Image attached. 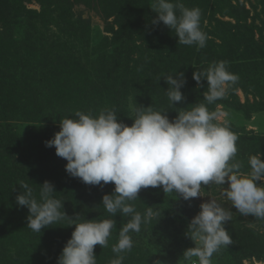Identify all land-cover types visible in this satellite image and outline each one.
Segmentation results:
<instances>
[{
	"label": "clouds",
	"instance_id": "9594fccd",
	"mask_svg": "<svg viewBox=\"0 0 264 264\" xmlns=\"http://www.w3.org/2000/svg\"><path fill=\"white\" fill-rule=\"evenodd\" d=\"M151 9L157 14L152 24L162 22L175 31L179 45L206 46L199 8L185 7L182 0H154ZM193 78L198 84L207 81L208 88L203 93L207 103L179 110L173 120L168 112L154 110L153 106L134 107L131 126L119 121L113 109H103L98 116L77 111L73 118L61 119L60 131L45 142L67 161L65 170L71 177L92 186L115 185L113 194L103 196L102 206L113 217L120 214L129 219L120 227L118 242L112 246L117 258L110 264H123L124 256L120 254L130 252L134 246L130 233H139L142 225L150 224L159 215L154 207L147 206L140 213L130 203L138 199L141 189L162 187L166 194L175 193L189 201L201 197L202 186L227 183L229 187L223 194L232 207L244 216L264 219V184H257L264 181L262 154L250 156V171L243 172L241 162L236 160L237 136L219 122L220 113L207 107L224 98L238 76L220 61L202 72L196 71ZM164 80L169 85L166 93L173 107L186 99L181 91L186 84L183 72ZM19 187L22 192L16 203L29 210L27 228L39 233L65 219L75 226L57 264H97L95 247H108L115 219L80 222V215L70 218L51 182L39 186L38 198L29 183L21 181ZM200 209L185 233L195 247L185 250L178 264H212L214 254L232 244L224 225L231 221L233 213L215 199L202 203Z\"/></svg>",
	"mask_w": 264,
	"mask_h": 264
},
{
	"label": "rangeland",
	"instance_id": "374dc122",
	"mask_svg": "<svg viewBox=\"0 0 264 264\" xmlns=\"http://www.w3.org/2000/svg\"><path fill=\"white\" fill-rule=\"evenodd\" d=\"M47 1L49 0H31L22 6H16L15 14L6 18V24L0 25V96H3L0 99L3 104L8 100L9 106L7 110L4 109V105H0V122L4 123L5 127L7 126V129L18 137L19 145L23 151L20 156H23L28 162L34 161L38 164L47 162L53 157L57 159L58 156L51 153L53 148L46 147L45 142L53 139L54 135L60 131L61 119L73 118L77 111L85 114H88V111H97L94 110V105H98L100 95L96 90L99 87H96L97 84H95V80H91V76L95 69H101L106 65L105 57L100 56L103 49L106 53L119 51L118 48H114L118 46L112 41L114 35L109 31L110 27L118 30V25L115 24L117 18L105 12L98 0H50L53 4L57 3L54 7H48L45 4ZM153 3L154 0H147L148 19L151 18L149 22H152L155 14L151 9ZM239 4L244 5L248 14L242 11L243 9ZM231 5L233 8L225 6V16L222 17L214 12L219 6L223 7L218 1L215 0L209 5L203 4L201 9L199 8L202 15L211 13V16L204 21H202L201 15V30L207 37L206 46L199 48L194 45L186 48V45L178 44L176 37V43L170 48L168 47L170 51L168 56H179L174 57L175 60L190 59L193 56V60H191L193 62L200 59H212L211 61H213L217 58L218 61L226 62L229 72L237 76L242 74V62L260 57L262 56L260 50L264 51V0H234ZM194 8L198 7L194 6ZM59 10L60 12H58ZM239 10L240 12H237ZM230 12L234 15L229 16L228 13ZM57 13L72 14V19L68 17L66 19L71 23L70 31L73 33V37L64 36L61 30L54 25V21L51 22V17ZM237 19L241 22L238 23ZM229 24L233 25L231 27L232 45L227 48L224 40L216 35L222 37L220 31L224 33ZM249 27L253 28L251 36L260 45L256 43L253 44L254 47H251L248 38L241 35ZM217 29L220 31L217 32ZM260 29L263 31L262 36L259 34ZM167 31L174 32L168 27ZM164 33L162 31V35ZM132 39L138 44L135 37ZM160 39L163 41L162 38ZM164 47L162 45V50ZM74 49H79L82 52L80 55L82 59L76 58L72 52L70 53ZM18 51L21 52V55L16 57L15 54ZM61 51H64L66 56H62ZM133 51L140 50L133 48ZM215 51L217 55L214 54ZM115 57L117 58L119 55L116 53ZM137 58L135 57V59ZM64 61L67 62L66 65ZM86 70L91 75L84 73ZM201 70L206 69L202 68ZM101 72L103 74L102 70ZM87 75L90 81H87ZM98 75L101 76L99 72ZM162 79L160 78L159 84L154 85L152 81L149 83L147 81L140 82L138 75L134 76L129 87L122 91L123 94L120 93V109L122 111L117 113L118 120L131 126L133 123L131 119H135L133 108L139 107V105L153 106L154 110L164 112L165 107L160 105L162 93H159L160 90L164 89ZM194 88L204 93L207 91L208 83L202 81L201 84H198L195 80ZM44 90H49L50 92L44 93H50L53 96H45ZM51 91H54L53 94ZM47 98L52 100L51 105H54L53 102H57L61 107L58 106L59 108L57 107L46 114L37 113L35 108L45 105L44 102ZM73 99H75L74 102H72ZM259 102L260 100L255 97L251 88L248 89L242 80H237L228 89L224 98L213 103L216 106L213 111L221 114L219 122L226 124L231 130L235 128L244 135L253 134L264 137V110L255 113L252 110L259 105ZM22 107L28 110L25 115L22 114ZM19 109L21 113H18ZM124 110L126 113H123ZM167 110L170 112L167 113L169 119H175L178 114L176 109L169 108ZM241 143L239 146L241 145L246 150L242 153L239 152L236 160L241 162V170L248 172L250 171L249 157L261 153V158L264 159V154L254 150L248 142ZM239 146L237 144V147ZM257 184L260 186L264 184V181H259ZM228 187L227 183L223 186L215 184L202 186L201 197L193 198L190 201L200 207L202 203L215 199L233 213L231 221H228L230 225L249 227L264 233V219L244 216L231 206V201L223 194L224 188ZM151 188H148L149 191ZM153 192L158 193L159 198H162L160 202L157 203V200L144 202L135 200L134 202L142 205L139 209L140 213H143L147 206L154 207L159 213L154 220L159 221L161 225L157 227V231L147 230L146 238L141 241L138 240V246L145 244L144 250L146 251L143 254L145 258L149 256L146 264H157V262L159 264H178L183 252L195 247V244L185 235L190 222L181 221L171 208L172 203L184 199L175 193L166 194L162 187L153 188ZM167 196L171 199L166 200L165 197ZM169 201H171L170 204ZM175 225L179 229L174 230ZM176 231L182 233L179 237H182L180 241L175 238L174 233ZM113 241L116 244L118 238L110 237L109 242ZM38 249L33 246L25 249L17 248L15 252L7 249L9 251L0 253V264H57L58 257H48L46 253L42 255ZM110 250L111 248L108 247L107 252ZM120 255L127 259L125 253ZM115 258H117L116 253L110 254L108 258L104 257L103 261L97 257V264H110V261ZM212 264L234 263L228 252L220 248L212 257ZM244 264H264V261L251 258L245 260Z\"/></svg>",
	"mask_w": 264,
	"mask_h": 264
},
{
	"label": "trees",
	"instance_id": "16d2710c",
	"mask_svg": "<svg viewBox=\"0 0 264 264\" xmlns=\"http://www.w3.org/2000/svg\"><path fill=\"white\" fill-rule=\"evenodd\" d=\"M98 1L102 4L105 12L117 18L115 24L118 25V30L110 27L109 31L114 35L112 41L118 46L114 48H118L119 51L115 50L113 53H106L105 49H103L101 51L102 53H100V56L103 58L105 57L106 65L101 69H95L93 71L94 74L91 76V80H95V84H97L96 87H99L96 92H99L100 96L98 98L97 106L91 103L94 105V110L97 111H88L89 113L93 116H98L101 110L107 108L113 109L116 114H119L122 111L120 109V93L123 94L122 91L129 87V84L132 83V79L134 76L136 77V75H138L140 82L147 81L149 83L152 81L154 85L159 84L161 82L160 78H163L162 85H164V89L160 90L159 93H162V95H160L162 96L160 99V105L165 107L163 110L164 112L170 113L169 110H167L169 108L176 109V112L179 110H190L195 104L207 103L204 100L203 92L195 90V80L193 79V75L196 71H202V68L207 69L213 63L220 62L217 58L213 61H211L212 59H200L193 62L191 61L193 60V56H191L190 59L183 58L181 60L174 59V57L179 56H168L170 54L168 47L170 48L176 43L175 31H167V27L162 22L159 25H153L152 22H149L151 18L148 19L149 10L147 7V0ZM214 1L215 0H182L185 7L194 8V6H197L200 9L203 4L209 5ZM216 1H218L223 7L219 6L217 11L214 12L222 17L225 16V6L233 8V5L231 4L234 0ZM25 2H31V0H0V25L6 24V18L11 14H15L17 9L15 7L22 6ZM45 4L48 7H54L57 3L53 4L49 0ZM239 5L243 9L242 11L245 14H248V10L244 5ZM58 12H60V10ZM237 12H240V10ZM177 14L179 15V12ZM228 14H230L229 16L234 15V13L231 12ZM67 15L57 13L51 17V22L54 21V25L61 30L64 36L73 37V33L70 31L71 23L66 19V17L72 19V14L67 13ZM156 16L157 14L155 13L153 20L156 19ZM210 16L211 13H204L202 15V21ZM236 21L238 23L241 22V20L238 19ZM226 27L227 30H224V33L219 30L222 37L219 35L216 36L224 40L225 46L228 48V46L232 45L231 27H233V25L229 24ZM162 31L165 32L164 35H162ZM219 31L217 29V32ZM252 31L253 28L249 27L245 32H242L241 35L244 38H248V42H251L249 45L254 47L253 44L259 43L251 36ZM259 34L261 36L263 35L261 29L259 30ZM134 37L138 44L133 42L132 38ZM160 38H162L163 41ZM162 45L165 46L163 50ZM188 47L189 46H186V48ZM133 48L134 50L138 49L140 51H133ZM79 49L71 50L70 53L72 52L74 57L82 59V57H80L82 52H80ZM260 51L262 52V56L243 61V66H241L243 73H237L240 74L238 75V81L242 80V82L248 86V89L251 88L255 97L260 100L259 105L252 109L254 113L264 110V51H262V49ZM61 53H63L62 56H66L64 51H61ZM116 53L119 55L117 58L115 57ZM214 54L217 55L216 51ZM20 55V51L15 54L16 57H19ZM135 57L138 58L135 59ZM186 60L187 62L185 63ZM259 62L261 63L259 64ZM64 64L66 65L67 62L64 61ZM101 70L103 71V74ZM98 72L101 74L100 77ZM178 72L184 73L186 84L181 91L186 99L182 102L175 103L173 107L169 102L166 93L168 84L163 80L165 78L164 76H175ZM84 73H89V71L87 72L86 70ZM88 75L91 74L89 73ZM88 75L86 76V79L87 81H90ZM202 79H204V77H202ZM204 82L207 81L205 80ZM44 92L48 93L50 91L44 90L43 93ZM53 92L54 91H51L52 94ZM47 93H44V95L47 97L53 96L50 93ZM74 101L75 99L72 100V102ZM61 102L63 103V101ZM44 103L45 105L43 104L42 106L35 108L37 113L46 114L49 111L55 110L58 106L61 107L57 102H53L54 105H51L52 100L50 101L49 98H47ZM0 105H4V109L8 110V100L3 104L0 99ZM207 107L210 111H213L216 106L212 103L208 104ZM27 112L28 110L22 107V114L25 115ZM18 113H21L20 109L18 110ZM123 113H126V111L124 110ZM233 129L234 130L231 131L237 136L238 146L239 144H242L241 142H248L254 150L264 154V137H258L253 134L244 135L235 128ZM239 147L236 159L239 152L242 153L246 150L241 145ZM52 148L53 150L51 153L56 154L55 147ZM22 152L18 137H16L11 130L9 131L4 123L0 122V253H2V251H9L7 249H11V252H15L17 248L25 249L26 247L33 246L37 249L39 248V253L42 255L46 253L48 257L59 258L67 241L71 238L72 232L75 230V226H72V221L69 219L54 223L50 225L49 228H46L39 233L33 232L31 229L27 228V217L30 214L29 210L26 207L18 206L16 203L17 195L22 192V189L19 187L21 181L29 183L34 190V194L37 195V198L39 197V186H42L45 181L51 182L55 187L57 193L56 197L64 202V211L70 218H75L76 215H80V222L85 219H115L116 228L113 229L111 237H119L120 227L127 222L129 217H122L120 214L113 217L108 214L102 206L103 196L105 194L114 193L115 185L113 183H109L103 187L87 185L79 178L71 177L66 172L67 161L65 159L60 157H57L56 159L53 157L47 162H40V164H38L34 161L28 162L23 156L21 157L20 154H23ZM60 159L62 160L58 161ZM169 198V196L165 197L166 200ZM161 199L162 198H159L158 193L153 192V188H151L150 191L146 188L141 189L137 200L140 202L157 200L158 203ZM130 203H132L136 211L139 212L142 205L135 203L134 201H131ZM168 203L170 204L171 201ZM171 208L176 217L185 222H190L201 211L200 207L194 205L190 200H180L177 203H172ZM159 225H161L160 222L153 219L147 227L142 225L139 233H130L134 246L130 252H124L127 259L123 260V264H146L149 256L145 258V255L143 254L144 251H146L144 250L145 244H143V246H138V240L141 241L146 238L145 233L147 230L157 231ZM224 226L226 230L229 231V235L232 238V244L229 246H222L221 248L228 252L234 264H244L245 260L251 258L256 259L257 261H264L263 232L255 231V229L240 225H230L229 222ZM177 227L178 226L175 225L174 230L179 229V227ZM174 234L176 240L180 241L182 239V237L179 238L182 234L181 232L176 231ZM113 245H115L114 241L111 243L108 242V247L111 248L109 251L110 253L107 252L108 247L102 249L101 246L97 245L95 247V255L103 261L104 257L108 258L110 254L114 253L112 251Z\"/></svg>",
	"mask_w": 264,
	"mask_h": 264
}]
</instances>
